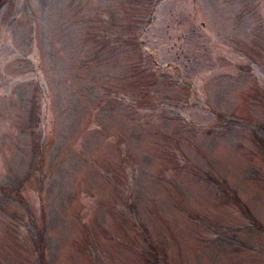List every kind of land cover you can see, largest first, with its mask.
<instances>
[{
  "label": "rangeland",
  "instance_id": "obj_1",
  "mask_svg": "<svg viewBox=\"0 0 264 264\" xmlns=\"http://www.w3.org/2000/svg\"><path fill=\"white\" fill-rule=\"evenodd\" d=\"M0 264H264V0H0Z\"/></svg>",
  "mask_w": 264,
  "mask_h": 264
}]
</instances>
